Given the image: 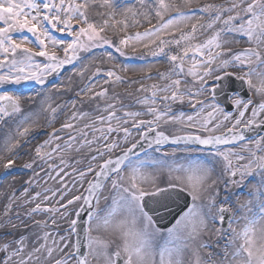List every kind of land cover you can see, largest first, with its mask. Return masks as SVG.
I'll list each match as a JSON object with an SVG mask.
<instances>
[{
    "label": "snow or ice",
    "instance_id": "snow-or-ice-1",
    "mask_svg": "<svg viewBox=\"0 0 264 264\" xmlns=\"http://www.w3.org/2000/svg\"><path fill=\"white\" fill-rule=\"evenodd\" d=\"M191 4L139 0L136 10L119 11V0H0V85L38 86L31 110L22 107L20 95L0 90V150L11 156L0 176L28 155L24 170L40 167L34 177L59 184L29 194L38 183L29 178L19 195L13 189L0 196V264H264V135H248L264 129V0ZM97 6L108 10L98 14L107 17L102 23L90 17ZM118 12L124 19H115ZM129 15L157 23L117 39L105 34L116 25L127 29ZM204 33L211 35L199 40ZM225 36L248 47L234 51ZM137 45L150 50L153 61L166 59L168 69L125 81L116 66H96L86 83L75 82L86 75L87 65L77 69L86 56L102 51L111 60L109 49L124 57L125 48ZM66 66L72 75L58 87L53 81ZM122 70L131 69L126 64ZM153 75L162 83L142 82ZM97 78L106 85L99 91ZM229 80L246 86L247 96L223 86ZM126 82L139 83L136 91L145 93L135 100L139 110H129L133 105L121 94H109ZM52 94L69 99L53 106ZM69 104L74 110L58 128L34 149L20 151L40 134L33 129L41 117L52 124ZM166 145L175 147L162 151ZM205 150V158L193 159ZM164 170L167 186L159 187L157 174ZM246 187L248 199L237 207L232 197L239 201ZM177 188L192 203L164 225ZM210 226L215 244L200 243Z\"/></svg>",
    "mask_w": 264,
    "mask_h": 264
},
{
    "label": "rangeland",
    "instance_id": "rangeland-1",
    "mask_svg": "<svg viewBox=\"0 0 264 264\" xmlns=\"http://www.w3.org/2000/svg\"><path fill=\"white\" fill-rule=\"evenodd\" d=\"M102 0H96L97 4L101 3ZM120 3L123 1L122 5H130L132 3L139 4V0H119ZM176 1V0H175ZM166 2H172V0H166ZM177 3L180 2V0L176 1ZM213 2H217V0H192V5H202L204 3H213ZM97 8L101 9L102 12H106L108 11L105 8L99 7L97 6ZM121 11V10H119ZM154 15V14H153ZM91 17V16H90ZM92 18V17H91ZM117 21L124 19L122 15L117 14L116 18ZM143 17L142 16H137V17H130L127 20L128 23V27L127 29H123L122 25H116L115 26V31L114 28L109 27L106 31L105 34H111L113 39H117L121 36L124 35V32L126 31H131L132 29H138L142 26H144L146 23L148 22H137V21H143ZM155 19V18H153ZM151 19V20H153ZM96 22V21H95ZM98 23H101L100 21ZM191 23H195V21H191L189 22V28ZM25 35H29L28 33H24ZM56 35L60 36L61 34L55 33ZM208 35H211V33H204L203 35H199L198 39L199 40H203L206 39ZM224 40L226 41H231V43L227 44L226 47H229L231 49H233L234 51L236 50H241L243 48L248 47L247 43L243 40V39H239V38H233L232 36H225L223 37ZM238 40V42H237ZM31 46V45H29ZM110 51H112L114 59L109 60L102 51H97L95 52L92 56H86L83 61L77 65V69L79 70L80 68H83L85 65L88 66L87 70H86V75L84 77L85 81L83 83H81L83 80H81L80 78L75 79V82L80 84L81 86L87 82V77L91 76L92 73L95 71L96 66H100L103 70H107L109 68H113V66H116L115 70L117 71V73L123 77L125 79V81H129V80H138L140 79L142 76V73L146 70H150L152 68L157 69V67L161 70V72H163L164 68L162 66L163 63H165L166 59H158L153 61L150 57H149V51L148 49H144L142 46L137 45L135 47V51H133V49L131 47L125 48V56L121 57L119 55V53L115 52V49H109ZM141 56L145 57L144 60L139 59ZM152 60V61H151ZM129 65L131 70L128 71H124L123 66L124 65ZM188 65H186L185 67H187ZM228 70H233V69H228ZM69 74V76L72 73V67L68 66V70L66 71L65 74L63 75H58L55 79V81L57 82V86H60V83L63 82L65 85H67L68 80L64 79L66 78L67 74ZM51 79V77L49 78ZM142 82L146 85H151L153 83H162L160 81H158L157 77L155 79H144L142 80ZM31 82H21V84L19 85H0V90H5V91H9V92H14L17 95L22 96V93H24L25 91L29 90L27 88H25V86H28ZM30 87V85H29ZM28 87V88H29ZM93 87L95 88L96 91H99L101 87H106V85H104L103 79L97 78L94 81ZM33 89L29 90L30 92L27 93L29 94V98L33 96V94L35 93L37 87L35 85L32 86ZM139 88V83L136 84H131V83H123V84H118V85H113L109 88V94H114V93H119L121 94V97L123 99V103L125 104H131L133 105V107L129 110H139L140 109V105H136L135 104V100L137 97H142L145 95V93H140L137 92L136 89ZM131 94V95H129ZM52 104L56 102V100L52 99ZM102 104V102H101ZM91 107H96V102L93 103V105ZM74 109L72 108V106L66 110H64L63 112L59 113L56 121L52 124H45L47 127L48 126H53L54 124H56L58 122V120L63 121L66 119V117L70 116L71 112ZM84 111H88V106H84V108L82 109ZM93 117L95 115V113L92 114ZM142 118H148V117H142ZM87 121H82V122H78L81 124L85 123ZM45 123V119L44 117H41L40 119V124L39 126H41L42 124ZM97 127H99V125H97ZM37 128V127H36ZM33 129V131H35V129ZM175 133V132H173ZM61 135H63L61 133ZM264 135V134H263ZM35 144V141H34ZM36 145V144H35ZM175 147V146H174ZM172 147L169 148H162V151H167V152H171L172 151ZM34 149V147L32 148ZM85 153H87V149L84 150ZM26 153V152H25ZM83 154H77V159H80L81 156ZM207 155V151L205 150V152L197 154L196 156L193 157V159H203L205 158V156ZM5 158H11V156H9L7 153L0 151V161H2ZM29 159L28 155H20V157L18 158V160H16V167H14L16 170L12 171L11 173H9L8 175H4V176H0V196H2L5 192H8L9 194H11V191L13 189H19V191L16 193L17 195L20 194V192L23 191V187L24 186H28L25 182L29 180V178H34L38 181V183L33 184L30 188V193L32 190L35 191H41L43 188H47V187H51L53 189H55L56 187H59L58 183H55L51 180L48 181V183H44V177H34V172H40L41 168L40 167H36L33 170H24L22 168V165L27 162ZM56 163H58L59 161L56 160ZM43 167H47L46 165H43ZM69 171H71V169H68ZM4 172V171H3ZM3 172H1L0 174H2ZM89 179H91V177H89ZM260 177L256 176L255 180L250 181V185L251 184H255L259 181ZM69 180V187L70 189L72 188V184H71V180L72 177L68 178ZM167 181H168V172L166 170L160 172L157 174V178H156V184L159 187H163L165 185H167ZM77 188H79V191H73V194H80V192H83V190L85 188H87V184L85 183L83 185V188H80L79 185H76ZM145 189L148 191L152 190V185L151 184H145L144 185ZM249 191V188L246 187L244 188L243 192H238L237 195H239V201H237L236 199V195H233L232 199H233V203L237 204V207H239V203H242L243 201L248 199L247 196V192ZM108 193L105 192L104 195H107ZM221 196L223 197L224 193L221 192ZM69 198H71L69 196ZM54 203V202H53ZM101 203H103V201H101ZM237 215H243V212H237ZM36 219L39 220H43L45 219V217L43 216H37ZM215 226H210V228L208 230H206L202 235H206V237L203 238V240H201L200 238V243H209V244H215L216 241V235L215 233L212 231V228ZM93 235H96V233H93ZM106 238L112 240L114 239V237L111 234H105ZM202 237V236H201ZM162 243V241H161ZM209 249H203V251H208Z\"/></svg>",
    "mask_w": 264,
    "mask_h": 264
},
{
    "label": "water",
    "instance_id": "water-1",
    "mask_svg": "<svg viewBox=\"0 0 264 264\" xmlns=\"http://www.w3.org/2000/svg\"><path fill=\"white\" fill-rule=\"evenodd\" d=\"M190 203V197L185 193L180 191L179 189H176L171 197V199L168 202V208L170 210V214L164 216V219L162 223L164 225H167L169 221L174 222L173 217H177L182 210L187 207ZM163 210H161L162 212ZM87 219L86 215V209L82 212L81 215V223H83V220ZM83 232L81 231V242H83ZM76 239V238H75Z\"/></svg>",
    "mask_w": 264,
    "mask_h": 264
},
{
    "label": "bare ground",
    "instance_id": "bare-ground-1",
    "mask_svg": "<svg viewBox=\"0 0 264 264\" xmlns=\"http://www.w3.org/2000/svg\"><path fill=\"white\" fill-rule=\"evenodd\" d=\"M176 1H178V0H176ZM175 1V2H176ZM102 2V1H101ZM119 3H120V1H119ZM122 3H123V1L120 3V5H121V8H120V10L122 11L123 10V8H132L133 10H136L137 8H138V3H136V4H134V3H132V4H130V5H122ZM99 13H103L102 11H101V9H99V8H93L92 10H91V12H90V16L94 19V21H96V22H101L102 23V21H103V19H106L107 17H101V16H99L98 14ZM130 17H132L131 15H129L128 16V19L130 18ZM124 18V17H123ZM51 89H52V86H50V87H48V89H47V91L46 92H49V93H51ZM27 93H29V91H25L24 93H22V96H21V103H22V107L23 108H25L26 110H31V103H30V99H29V97H26V94ZM59 96H57V95H55V94H52V98H58ZM26 102H27V104H26ZM169 129H173V130H175L174 128H169ZM33 146H34V144L33 143H30V144H27L26 145V147L25 148H23L22 150L25 152V151H27V150H30V149H32L33 148ZM0 151H2V150H0Z\"/></svg>",
    "mask_w": 264,
    "mask_h": 264
}]
</instances>
